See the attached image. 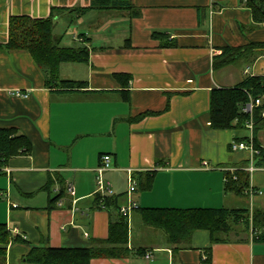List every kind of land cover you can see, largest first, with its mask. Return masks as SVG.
Returning a JSON list of instances; mask_svg holds the SVG:
<instances>
[{
	"label": "crops",
	"instance_id": "obj_1",
	"mask_svg": "<svg viewBox=\"0 0 264 264\" xmlns=\"http://www.w3.org/2000/svg\"><path fill=\"white\" fill-rule=\"evenodd\" d=\"M98 2L0 0V45L8 40L11 17L46 19L52 8H62L54 13L61 46L89 51L87 63L59 68L60 79L86 82V88L55 93L28 53L0 49V128H15L31 144L29 155L0 169V224L28 242L10 244L6 264H32L24 259L30 246L89 247L107 237L109 213L94 207L101 155L111 157L103 177L118 206L238 209L236 197L251 210L264 209V167H255L249 152L231 150L250 132L214 130L209 112L211 89L264 75V49L213 67L223 48L264 43V23L254 25L244 0H122L131 10L98 9ZM164 40L175 46L161 47ZM17 90L27 96H14ZM237 170L249 174L242 197L224 190L226 174ZM129 174L136 189L127 194ZM67 186L74 197L65 191L61 205L49 207V191ZM134 216L128 221L133 254L90 264H264V244L253 243L248 231L212 244L209 233L198 230L174 249L148 227L138 235Z\"/></svg>",
	"mask_w": 264,
	"mask_h": 264
},
{
	"label": "trees",
	"instance_id": "obj_2",
	"mask_svg": "<svg viewBox=\"0 0 264 264\" xmlns=\"http://www.w3.org/2000/svg\"><path fill=\"white\" fill-rule=\"evenodd\" d=\"M98 9L131 10L122 0H96ZM250 9L254 25L264 23V0H244ZM93 9L90 7L86 10ZM62 8H52L46 19H32L27 16L11 17L8 27V40L0 49L9 52H26L34 63L43 71L45 86L50 92L72 93L82 92L86 82L62 80L59 78V68L62 64H84L88 62L89 51L86 47L61 46V38L54 34V13ZM81 10L82 12L86 11ZM138 15V13H133ZM153 37L161 38L162 34ZM173 42L163 41L161 47H174ZM254 49H264V43H250L238 48H223L213 58V67L228 65L240 59ZM256 54L251 57L255 58ZM86 93L87 91H83ZM124 100L128 99L126 92H122ZM261 100V105L252 113L253 129L251 144L255 150L252 162L255 167H264V147L257 140L259 131L264 130V75L246 77L241 83L229 88H213L209 93L210 126L214 130H243L249 115L243 112V106L249 99ZM244 142L250 143L248 139ZM31 153V144L27 138L15 128H0V169L7 161L16 156H27ZM51 186L52 182L48 183ZM150 185L146 186L149 189ZM249 189V174L245 170L227 173L224 190L235 196H245ZM49 207L60 201L65 190L60 187L57 192L49 191ZM94 207L109 213L108 232L105 239L93 240L89 247L79 248H51L30 246L25 261L32 264H90L93 259H122L131 255L129 244V225L127 219L119 214L117 198H101L95 196ZM135 214L142 225L151 230L162 233L168 244L174 249H180L190 240L192 234L198 230L209 233L210 242L224 243L231 226L238 224L240 231L250 232L251 241L264 244V209H208V208H137ZM28 242L18 235H12L5 224H0V264H6V253L10 244ZM136 254H143L142 250ZM209 261V258L205 259Z\"/></svg>",
	"mask_w": 264,
	"mask_h": 264
},
{
	"label": "built area",
	"instance_id": "obj_3",
	"mask_svg": "<svg viewBox=\"0 0 264 264\" xmlns=\"http://www.w3.org/2000/svg\"><path fill=\"white\" fill-rule=\"evenodd\" d=\"M13 94L16 97H26L27 96L26 93H23L22 91H19V90L15 91ZM260 105H261L260 99L253 100L250 98L249 102L246 103L242 109L243 112L248 114L250 117L245 126H246V130L250 132L251 136H252V129L254 125L253 120H252V113L254 109ZM261 117H264V112L261 113ZM251 140H252V137L248 139L250 143L238 142V143L232 144L231 145L232 152L247 151L250 153L251 160H252V157L255 154V150L252 147ZM110 161H111L110 155H101L99 158V164L95 170L96 185H97L96 195H99L101 198L113 197L115 195L114 192L111 190L109 184L105 182L104 177H103L104 176L103 174L110 168ZM135 189H136V182L134 178H132V176L129 174V178L127 179V194L134 192ZM65 191L68 196L74 197L75 192L72 186H67ZM57 204L61 205V200L58 201ZM137 208L138 207L135 202H129L126 205L119 207V214L128 220L130 214L134 212ZM145 258L146 260L150 261L152 259L151 253L147 251V253L145 254Z\"/></svg>",
	"mask_w": 264,
	"mask_h": 264
},
{
	"label": "rangeland",
	"instance_id": "obj_4",
	"mask_svg": "<svg viewBox=\"0 0 264 264\" xmlns=\"http://www.w3.org/2000/svg\"><path fill=\"white\" fill-rule=\"evenodd\" d=\"M68 28H69V29H68V31H67L66 33H71V32H72V26H70V27H68ZM59 30H60V26L55 27V34L59 33ZM61 33H62V32H61ZM241 131H242V133H241L242 135H247V134H249V133H248L249 131L246 130V129L241 130ZM260 137H261L262 139H264V132H261V133H260ZM96 186H97V185H96ZM234 199L236 200V204H232V207H239V208H248V207H250V205H249V203L247 202L246 199H243V198H236V197H234ZM238 202H239V203H238ZM134 217L136 218L137 223H136V222L133 223V228H134V231H135L138 235H140V234H142V233H145V232H143L144 230H149L147 227H145L144 225H142V223L140 222V220H139V218H138V215L135 214ZM128 221H129V218H128L127 222H128ZM128 223H129V222H128ZM142 229H143V230H142ZM240 230H241V227H240L238 224L232 225L229 234H228L226 237L221 236V238H223V239H225V240H227V241H236V240L239 239L238 232H240ZM143 235H145V234H143ZM146 253H147V252H145V254H146ZM131 254H133V253H131ZM145 254H144L143 256H144V259L146 260V258H145ZM147 261H149V260H147Z\"/></svg>",
	"mask_w": 264,
	"mask_h": 264
}]
</instances>
